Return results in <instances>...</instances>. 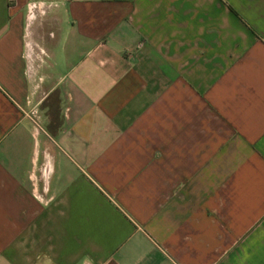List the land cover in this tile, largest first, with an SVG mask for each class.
<instances>
[{
  "label": "crops",
  "instance_id": "obj_1",
  "mask_svg": "<svg viewBox=\"0 0 264 264\" xmlns=\"http://www.w3.org/2000/svg\"><path fill=\"white\" fill-rule=\"evenodd\" d=\"M0 264H264V0H0Z\"/></svg>",
  "mask_w": 264,
  "mask_h": 264
}]
</instances>
